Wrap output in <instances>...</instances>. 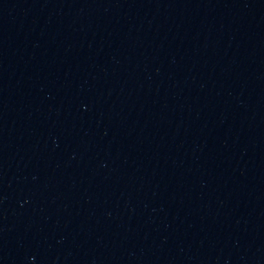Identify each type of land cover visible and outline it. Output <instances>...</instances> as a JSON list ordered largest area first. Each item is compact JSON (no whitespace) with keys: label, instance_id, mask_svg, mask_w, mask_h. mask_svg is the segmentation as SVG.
Instances as JSON below:
<instances>
[{"label":"water","instance_id":"water-1","mask_svg":"<svg viewBox=\"0 0 264 264\" xmlns=\"http://www.w3.org/2000/svg\"><path fill=\"white\" fill-rule=\"evenodd\" d=\"M0 264H264V0H0Z\"/></svg>","mask_w":264,"mask_h":264}]
</instances>
